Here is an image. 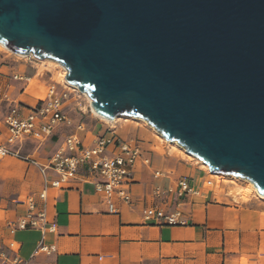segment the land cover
<instances>
[{"label":"water","instance_id":"obj_1","mask_svg":"<svg viewBox=\"0 0 264 264\" xmlns=\"http://www.w3.org/2000/svg\"><path fill=\"white\" fill-rule=\"evenodd\" d=\"M0 44L264 195V0H0Z\"/></svg>","mask_w":264,"mask_h":264},{"label":"crops","instance_id":"obj_2","mask_svg":"<svg viewBox=\"0 0 264 264\" xmlns=\"http://www.w3.org/2000/svg\"><path fill=\"white\" fill-rule=\"evenodd\" d=\"M0 92L12 101L21 89L9 81ZM9 102L0 104V144L7 130L3 122ZM73 128L57 127L43 144L25 142L22 157L46 164L65 136L75 133L85 146L107 133L95 117ZM86 127L77 129V125ZM113 131V130H112ZM124 141L131 140L113 131ZM155 142L139 144L141 157L135 162L129 185L130 200L116 195L105 199L87 171L80 169L73 180L59 188L46 189L39 198L43 179L38 168L20 158H0V255L11 264H264V208L231 199L192 163L155 150ZM185 178L195 193L178 196L176 183ZM34 205L33 219L44 212L41 227L21 229L19 223ZM180 212L183 226L158 225L145 221L143 211ZM53 231H49L50 226ZM54 246L45 253L40 244ZM2 258H0L1 260Z\"/></svg>","mask_w":264,"mask_h":264},{"label":"built area","instance_id":"obj_3","mask_svg":"<svg viewBox=\"0 0 264 264\" xmlns=\"http://www.w3.org/2000/svg\"><path fill=\"white\" fill-rule=\"evenodd\" d=\"M12 80L25 82L29 79L21 73H14ZM52 88L48 96L34 106L12 101L0 92V104L9 102L3 119L7 136L5 143L0 144V158L5 156L20 158L38 168L43 179V190L39 194L42 201H45L46 189L59 188L63 183L75 179L79 170L84 168L87 171L85 179L93 180L95 189L102 193L105 199L116 195L122 202L128 203L130 175L135 162L141 157V151L137 142H128L118 138L111 128H108L103 136L97 137L91 146L83 145L75 133L65 136L62 144L46 164H39L19 154V148L25 142L32 141L41 145L51 137L57 127L71 125V121L63 111L64 97L57 95L53 86ZM82 127V124H78L76 128L81 129ZM174 193L183 196L193 194L195 191L185 178H181L176 183ZM33 211L34 205L31 204L27 217L19 223V227L21 229L41 227L44 231L45 228L40 226L45 219L44 212H38L37 220H34ZM143 217L145 221H154L158 225H185L178 211L166 214L161 210L146 209L143 211ZM48 230L53 231L54 226H50ZM39 250L51 253L55 251V247L41 243ZM0 258H2L0 264H9L3 255H0ZM11 264L20 263L14 260Z\"/></svg>","mask_w":264,"mask_h":264},{"label":"rangeland","instance_id":"obj_4","mask_svg":"<svg viewBox=\"0 0 264 264\" xmlns=\"http://www.w3.org/2000/svg\"><path fill=\"white\" fill-rule=\"evenodd\" d=\"M63 67L53 65L49 62H42V60L35 59L33 56L20 57L10 51L0 47V82L4 88L6 82L15 84L18 89H21L20 99L30 105L35 104L37 101L46 97L48 92L54 87L55 93L63 98V111L71 121L69 128H73L76 123H84L85 119L95 117L103 123L106 128H111L124 138L137 142L138 145L145 140H151L155 142V150L166 155H171L180 159V161L192 163L200 169L207 177V182L219 187L218 192H225L226 194L231 189L237 187L245 188L246 182L236 180L229 176L219 175L213 176L209 171L203 168L197 161L187 157L180 152L176 147L162 141L157 135L149 128L148 124H144L136 120L130 119L131 117H120L115 123H108L91 112V107L85 96L74 90L70 86L63 82L62 74ZM14 73H21L29 80L25 82H16L12 80ZM146 123V122H145ZM86 127V125H83ZM222 176V177H221ZM237 178V177H235ZM217 185V186H216ZM230 197V196H229ZM231 199L248 204H255L264 208V199H260L257 196L251 195L247 201L240 199V197H230Z\"/></svg>","mask_w":264,"mask_h":264},{"label":"bare ground","instance_id":"obj_5","mask_svg":"<svg viewBox=\"0 0 264 264\" xmlns=\"http://www.w3.org/2000/svg\"><path fill=\"white\" fill-rule=\"evenodd\" d=\"M0 47L1 48H4L5 50H7V51H10V50H8L7 48H5L3 45H1L0 44ZM11 53H13V54H15V55H17V56H20V57H29V56H33L32 54H29V55H27V56H22V55H18V54H16V53H14V52H12V51H10ZM34 57V56H33ZM35 59H37L36 57H34ZM38 60H40V59H38ZM44 61H46V62H49V63H52L53 65H56V66H59V63L58 62H56V61H53V60H50V59H44V60H42V62H44ZM62 66V65H61ZM63 67V66H62ZM64 68V67H63ZM66 74H67V71H66V69L64 68L63 69V74H62V79H63V82L66 84V85H68V86H70L71 88H73L74 90H78V88L76 87V86H73V85H70V84H68L67 82H66V80H65V76H66ZM51 92V90L48 92V94ZM77 92H80L79 90L77 91ZM48 94L46 95V97L48 96ZM80 94H82L83 96H85L86 97V99L88 100V102H89V104H90V107H91V112L96 116V117H98V118H100V119H102V120H104V121H106V122H108V123H115L120 117H129V116H117V117H115L113 120H107V119H104L103 117H101L100 115H98L95 111H94V109H93V107H92V101H91V99L85 94V93H82V92H80ZM45 97V98H46ZM44 98V99H45ZM44 99H42V100H44ZM40 101V100H39ZM133 118L134 117H131L130 119H132L133 120ZM135 119V118H134ZM136 120L137 121H139V122H142V123H144L145 125L146 124H148L145 120H143V119H140V118H136ZM146 122V123H145ZM147 126V125H146ZM150 126V125H149ZM156 135H157V137H159L162 141H164V142H166L167 144H169V145H171V147H176L180 152H182L184 155H186L187 157H189V158H192V159H194L195 161H197L203 168H205L207 171H209V169H208V166L204 163V162H202L201 160H199L197 157H195V156H193V155H191V154H189L182 146H180L177 142H175V141H166L152 126H150L149 127ZM213 176H219V175H223V174H218V173H214V174H212ZM224 176H229V175H224ZM222 177V176H221ZM230 177H232V178H234V179H236V180H241V181H244V182H246L245 184H246V186H245V188H240V187H237V188H235V189H231V190H229V192L227 193V195L228 196H230V197H240V199H242V200H244V201H247L249 198H250V196L251 195H254L255 197L257 196L258 198H260V199H264V195L263 196H261V195H259V193L257 192V189H256V187L254 186V184L251 182V181H249V180H247V179H242V178H239V177H237V178H235V176H232V175H230ZM217 186V185H216ZM218 189H219V187H216L215 188V190H216V192H218Z\"/></svg>","mask_w":264,"mask_h":264}]
</instances>
